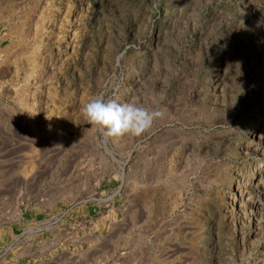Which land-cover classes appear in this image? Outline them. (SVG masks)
<instances>
[{
	"label": "rangeland",
	"instance_id": "374dc122",
	"mask_svg": "<svg viewBox=\"0 0 264 264\" xmlns=\"http://www.w3.org/2000/svg\"><path fill=\"white\" fill-rule=\"evenodd\" d=\"M0 264H264V0H0Z\"/></svg>",
	"mask_w": 264,
	"mask_h": 264
},
{
	"label": "clouds",
	"instance_id": "9594fccd",
	"mask_svg": "<svg viewBox=\"0 0 264 264\" xmlns=\"http://www.w3.org/2000/svg\"><path fill=\"white\" fill-rule=\"evenodd\" d=\"M82 115L91 129L107 140L125 135L138 137L149 130L162 113L141 104L121 103L114 97L106 100L98 95L82 107Z\"/></svg>",
	"mask_w": 264,
	"mask_h": 264
},
{
	"label": "crops",
	"instance_id": "0c3cea01",
	"mask_svg": "<svg viewBox=\"0 0 264 264\" xmlns=\"http://www.w3.org/2000/svg\"><path fill=\"white\" fill-rule=\"evenodd\" d=\"M13 238V237H12Z\"/></svg>",
	"mask_w": 264,
	"mask_h": 264
}]
</instances>
